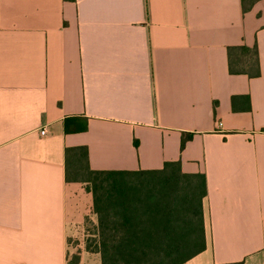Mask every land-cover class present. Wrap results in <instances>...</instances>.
Masks as SVG:
<instances>
[{
    "label": "crops",
    "instance_id": "crops-1",
    "mask_svg": "<svg viewBox=\"0 0 264 264\" xmlns=\"http://www.w3.org/2000/svg\"><path fill=\"white\" fill-rule=\"evenodd\" d=\"M79 147L91 170L204 176L182 264H264V0H0V264H100Z\"/></svg>",
    "mask_w": 264,
    "mask_h": 264
},
{
    "label": "trees",
    "instance_id": "trees-1",
    "mask_svg": "<svg viewBox=\"0 0 264 264\" xmlns=\"http://www.w3.org/2000/svg\"><path fill=\"white\" fill-rule=\"evenodd\" d=\"M227 51L230 73L258 75L256 48ZM71 150L79 159L66 180L92 193L97 223L85 246L100 254V264H182L205 248L203 175L183 173L178 161L158 170H91L86 148Z\"/></svg>",
    "mask_w": 264,
    "mask_h": 264
},
{
    "label": "rangeland",
    "instance_id": "rangeland-1",
    "mask_svg": "<svg viewBox=\"0 0 264 264\" xmlns=\"http://www.w3.org/2000/svg\"><path fill=\"white\" fill-rule=\"evenodd\" d=\"M85 239L81 240V242L84 243V244H85ZM70 242L73 245H78V243H79V241L77 240V237H70ZM75 259H76V257H72V256L70 257V261H73Z\"/></svg>",
    "mask_w": 264,
    "mask_h": 264
},
{
    "label": "built area",
    "instance_id": "built-area-1",
    "mask_svg": "<svg viewBox=\"0 0 264 264\" xmlns=\"http://www.w3.org/2000/svg\"><path fill=\"white\" fill-rule=\"evenodd\" d=\"M45 132H46V129H45V128H41V129L39 130V133H40L41 135H43Z\"/></svg>",
    "mask_w": 264,
    "mask_h": 264
}]
</instances>
